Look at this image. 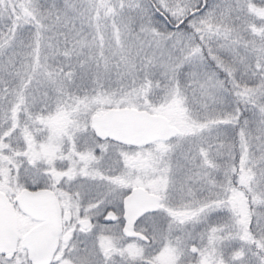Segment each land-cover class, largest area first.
<instances>
[{"label": "snow or ice", "instance_id": "obj_1", "mask_svg": "<svg viewBox=\"0 0 264 264\" xmlns=\"http://www.w3.org/2000/svg\"><path fill=\"white\" fill-rule=\"evenodd\" d=\"M0 264H264V0H0Z\"/></svg>", "mask_w": 264, "mask_h": 264}]
</instances>
